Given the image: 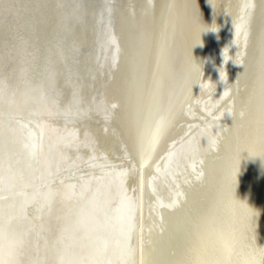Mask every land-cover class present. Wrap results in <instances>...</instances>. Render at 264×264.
I'll list each match as a JSON object with an SVG mask.
<instances>
[{
  "label": "bare ground",
  "instance_id": "bare-ground-1",
  "mask_svg": "<svg viewBox=\"0 0 264 264\" xmlns=\"http://www.w3.org/2000/svg\"><path fill=\"white\" fill-rule=\"evenodd\" d=\"M0 264H264V0H0Z\"/></svg>",
  "mask_w": 264,
  "mask_h": 264
}]
</instances>
